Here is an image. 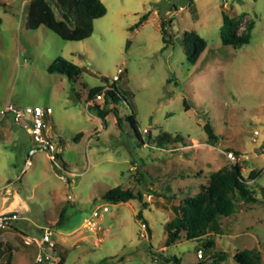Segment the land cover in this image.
<instances>
[{"label":"rangeland","instance_id":"374dc122","mask_svg":"<svg viewBox=\"0 0 264 264\" xmlns=\"http://www.w3.org/2000/svg\"><path fill=\"white\" fill-rule=\"evenodd\" d=\"M37 1L0 0V211L20 213L12 228L0 230L9 232L0 243V264H38L46 226L56 228L58 264H176L165 260L173 256L184 264H216L222 253L228 258L220 264H240L238 253L264 264V152L251 140L264 124V0H102L106 15L80 41L64 40L44 25L32 29L29 11ZM46 1L62 21L55 0ZM223 13L238 22L237 35L249 37V44L234 49L222 43ZM191 32L206 41L194 64L182 42ZM58 57L82 73L75 80L51 73ZM110 84L128 95L146 143L127 121V105L120 104L122 126L113 112L102 119L88 109L89 89ZM8 104L53 108L47 124L59 165L38 153L25 169L34 143L23 124L11 115L2 119ZM207 125L218 136L214 144ZM163 133L184 142L151 147L150 138ZM234 164L248 177L256 202H237L230 216L218 219L213 247L185 234L165 247L175 207L207 188L213 172ZM117 186L142 193L147 208L138 200H104ZM105 204L109 212L99 226L88 227L86 220ZM141 210L146 221L137 217ZM63 211L66 220L58 227ZM143 224L150 229L145 238Z\"/></svg>","mask_w":264,"mask_h":264},{"label":"trees","instance_id":"16d2710c","mask_svg":"<svg viewBox=\"0 0 264 264\" xmlns=\"http://www.w3.org/2000/svg\"><path fill=\"white\" fill-rule=\"evenodd\" d=\"M56 7L62 14L63 20L57 19L51 5L46 0H38L33 3L29 11V26L32 29H38L44 25L67 41H80L89 38L94 31L93 22L95 19L106 15L107 7L102 0H55ZM143 15L141 20L134 26H139L145 19ZM224 27L222 31V43L226 46H232L234 49H240L250 43L249 37L245 38L237 35L238 22H236L227 13H223ZM1 23V17H0ZM134 29V27L132 28ZM165 22L163 25L164 40H166ZM188 59L195 63L197 56L206 46V41L197 33H186L182 40ZM51 73L64 74L70 80H75L83 68L79 65L58 57L57 60L49 67ZM97 95H103V106L98 104ZM92 101L88 109L95 112L98 117L104 119L108 114L114 113L119 126L124 124V117L121 114L120 104H125L130 108L126 117L131 124L136 137L144 144L139 129L135 113L131 106L128 95L116 85L95 86L89 89L86 103ZM207 131L211 144L218 140L213 128L207 125ZM81 137L79 133L75 139ZM184 142L183 136H173L169 133H163L155 138H150L151 147L166 149L167 146ZM250 175L251 179L256 178V172ZM251 184L248 183V177L243 174L240 165L234 164L230 169L213 172L210 176L209 186L195 196L186 198L183 205L176 206V216L166 224L167 238L165 247L171 248L178 240L182 239L185 234L187 239L203 240L205 249L213 247L215 241L211 233H220L221 229L218 224L220 217L230 216L236 209L237 202L254 203L256 196L251 190ZM104 200L111 203L128 202L138 200L145 209L148 202L142 193H135L131 189H123L120 186L110 189L103 196ZM138 219L146 221L143 210L138 214ZM66 220V211L60 214L57 226L61 227ZM150 232V229H148ZM228 258L226 253L219 254L215 263L220 264ZM169 262L173 260L176 264H184L176 256L165 257ZM235 260L240 264H255L252 260L244 256V253L235 255ZM202 264V263H200Z\"/></svg>","mask_w":264,"mask_h":264},{"label":"built area","instance_id":"2783aa9c","mask_svg":"<svg viewBox=\"0 0 264 264\" xmlns=\"http://www.w3.org/2000/svg\"><path fill=\"white\" fill-rule=\"evenodd\" d=\"M118 79V76L116 77ZM103 95H97V100L102 99ZM93 102H87V107ZM53 113L51 106L28 105L18 107L14 104H8L1 111L2 119L8 115L13 117L16 123H21L27 128V132L33 140V146L28 151L25 169L32 165V158L38 153L46 154L49 159L59 165V154L57 153L58 145L50 133L49 125L47 124L48 117ZM252 143L255 147L260 148L264 152V124L255 127L252 133ZM228 156L235 159L232 151H229ZM109 212L108 205H102L96 208L90 219L86 220L87 226L97 228L103 220L105 213ZM20 218V213L17 210L0 211V230H8L12 228L13 223ZM148 234L147 224L142 225V237ZM56 228L54 226H46L42 230V238L37 242L39 253L37 256L38 264H58L54 252L57 248ZM28 242H32L28 238ZM202 251V250H200Z\"/></svg>","mask_w":264,"mask_h":264},{"label":"crops","instance_id":"0c3cea01","mask_svg":"<svg viewBox=\"0 0 264 264\" xmlns=\"http://www.w3.org/2000/svg\"><path fill=\"white\" fill-rule=\"evenodd\" d=\"M10 210H15V209H14V208H13V209L10 208V209L5 210V211H10ZM7 233H9V232H7V231H5V232H0V243H1V241H2L5 237H7V236H6Z\"/></svg>","mask_w":264,"mask_h":264}]
</instances>
